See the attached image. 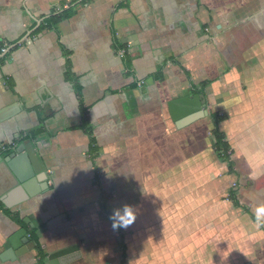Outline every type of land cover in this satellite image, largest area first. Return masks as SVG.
<instances>
[{
  "label": "crops",
  "instance_id": "0c3cea01",
  "mask_svg": "<svg viewBox=\"0 0 264 264\" xmlns=\"http://www.w3.org/2000/svg\"><path fill=\"white\" fill-rule=\"evenodd\" d=\"M4 46L0 155L32 141L40 192L0 199V264L70 244L72 264H264V0H0ZM124 203L136 220L114 231ZM21 228L36 245L15 261Z\"/></svg>",
  "mask_w": 264,
  "mask_h": 264
},
{
  "label": "water",
  "instance_id": "95a60500",
  "mask_svg": "<svg viewBox=\"0 0 264 264\" xmlns=\"http://www.w3.org/2000/svg\"><path fill=\"white\" fill-rule=\"evenodd\" d=\"M196 98L200 99L199 106L197 108L191 107L184 109V114L190 115L191 113L202 110L207 105L205 96L199 95ZM188 99L174 100L170 103L172 106L173 114L174 110L180 107L179 104L186 103ZM178 114L175 112V116ZM12 151L4 156L0 155V171H4L6 174L8 185L7 190L0 194V199L4 200L5 204H8L6 195L12 193L14 189L25 190L26 197H33L40 190H37L36 183L38 182V167L36 165V150L34 143L21 142L16 146L11 147ZM35 243L32 241L28 230L21 228L16 233L10 235L4 243L6 251H12L13 260H23L27 253L35 248ZM82 257V252L78 244H70L63 246L55 251L49 252L43 257L45 264H72L76 260Z\"/></svg>",
  "mask_w": 264,
  "mask_h": 264
},
{
  "label": "trees",
  "instance_id": "16d2710c",
  "mask_svg": "<svg viewBox=\"0 0 264 264\" xmlns=\"http://www.w3.org/2000/svg\"><path fill=\"white\" fill-rule=\"evenodd\" d=\"M71 12H72V8H68L63 14H59V15L56 14V15L49 17L47 20V25L55 27L57 22L60 20V17L70 16ZM212 117H213L214 124H215V126L212 130V133L215 137L214 146H215L218 154L220 155V157L228 160V159H230L231 155L233 154V151H232L231 145L227 139L226 132L221 128V123L228 118V115L225 113H220L219 111H214V112H212ZM230 166H231L230 169L232 171H235L232 161L230 162ZM231 196L237 203L235 190L232 191ZM41 254L42 255L45 254V251L43 249L41 250Z\"/></svg>",
  "mask_w": 264,
  "mask_h": 264
},
{
  "label": "clouds",
  "instance_id": "9594fccd",
  "mask_svg": "<svg viewBox=\"0 0 264 264\" xmlns=\"http://www.w3.org/2000/svg\"><path fill=\"white\" fill-rule=\"evenodd\" d=\"M136 214V209L127 203L113 207L109 214L112 229L116 231L130 227L136 220ZM254 215L257 224H264V203L254 209Z\"/></svg>",
  "mask_w": 264,
  "mask_h": 264
},
{
  "label": "built area",
  "instance_id": "2783aa9c",
  "mask_svg": "<svg viewBox=\"0 0 264 264\" xmlns=\"http://www.w3.org/2000/svg\"><path fill=\"white\" fill-rule=\"evenodd\" d=\"M5 50H6V46L0 47V51H5Z\"/></svg>",
  "mask_w": 264,
  "mask_h": 264
}]
</instances>
